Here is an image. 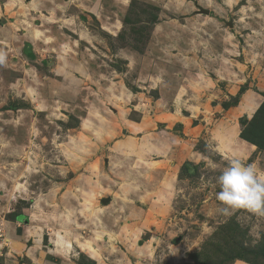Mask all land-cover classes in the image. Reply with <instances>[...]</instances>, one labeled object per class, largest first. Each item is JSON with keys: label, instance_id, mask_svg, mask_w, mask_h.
<instances>
[{"label": "rangeland", "instance_id": "rangeland-1", "mask_svg": "<svg viewBox=\"0 0 264 264\" xmlns=\"http://www.w3.org/2000/svg\"><path fill=\"white\" fill-rule=\"evenodd\" d=\"M263 105L264 0H0V264L7 214L82 264H264V215L216 199L226 155L264 170Z\"/></svg>", "mask_w": 264, "mask_h": 264}, {"label": "crops", "instance_id": "crops-1", "mask_svg": "<svg viewBox=\"0 0 264 264\" xmlns=\"http://www.w3.org/2000/svg\"><path fill=\"white\" fill-rule=\"evenodd\" d=\"M244 97H245V95H244ZM242 106L244 107L245 104L242 105V103H241L240 106H235V108H239L241 110V113H245V114L249 115L250 113H249L248 108L247 107L243 108ZM245 142L249 146L253 145L251 143H248L247 141H245ZM126 143L122 142V145L123 144L128 145L126 148L131 150L132 153H133V151H136L137 146L134 144V142H127L126 141ZM117 145H119V144H117ZM130 145H131V148H130ZM126 148L121 147L120 149H126ZM252 151H253V149L249 153H251ZM122 153L125 154V151H122ZM242 154H244V153H242ZM123 159H121L119 157V155L114 156L113 158L111 157L110 161L108 160V163L113 164V162L115 161L118 164L122 163L124 165L125 163H130V161H131L130 157L126 156V155H124ZM148 164H150V163H148ZM125 167H126V165H125ZM110 168H113V167L110 166ZM116 171H117V169H116ZM125 171L126 172L130 171V174L132 175V177L128 178L127 181H129V182L135 181V179H133V178H135L133 176V174H137L139 172L138 167H135V166L129 164V168L126 167ZM132 186H133V184H132ZM140 191H142V189L136 188V190H134L133 192L136 193V196H139V195L141 196V194L138 193ZM133 192H132V194L134 195ZM132 194H130V195L132 196ZM144 196H146V195L144 194ZM7 215H8L7 217L5 215V223H4L5 235L4 236L7 235L9 237V238L5 237L6 240H8L9 244H6V254L5 255L6 256L9 254L12 255V253L10 251L15 252L16 253L15 256L18 257V259L20 258L21 261L24 259L22 264H79L77 262V260L79 259L78 257H80L79 255L83 254L82 253L83 251L86 252L82 248V246L80 245L79 251L72 253L77 242H76V240H72V238L69 235H67L68 231H65L61 228H58L57 229L58 231H54V232H45V233L43 232L42 234L40 232L36 233V234L34 233L35 237H32V238H31L30 233L26 232V230H25L24 238L23 237L21 238V235L18 232V226L20 225L21 220H23V216L22 215L18 216L16 214H10V215L7 214ZM129 224H130V222H129ZM61 226H63V224ZM26 233L28 236H30V238L26 236ZM21 240H28V241L25 243L24 241H21ZM2 241H4V240H2ZM86 253H88V252H86ZM95 253H96V251H95ZM2 254L3 253H1V255ZM23 255H26V256H23ZM96 255H97V253H96ZM90 257H92V256H90ZM3 258H4V254H3ZM5 258L7 260V257H5ZM29 260L31 263L29 262ZM8 263H10V264H21L20 261L19 262L14 261V263H12L9 258H8ZM237 264H240V263H237Z\"/></svg>", "mask_w": 264, "mask_h": 264}, {"label": "clouds", "instance_id": "clouds-1", "mask_svg": "<svg viewBox=\"0 0 264 264\" xmlns=\"http://www.w3.org/2000/svg\"><path fill=\"white\" fill-rule=\"evenodd\" d=\"M226 166L221 170L216 182L220 191L216 199L224 206L221 211L229 214V209L247 208L264 215V170L256 163H245V157L226 155Z\"/></svg>", "mask_w": 264, "mask_h": 264}, {"label": "trees", "instance_id": "trees-1", "mask_svg": "<svg viewBox=\"0 0 264 264\" xmlns=\"http://www.w3.org/2000/svg\"><path fill=\"white\" fill-rule=\"evenodd\" d=\"M264 109V105H263ZM257 119V118H255ZM253 120L250 122V124L241 132V136L249 141H251L253 144L260 146L261 149H264V121L260 120ZM81 254V258H82ZM79 264H82V262H78Z\"/></svg>", "mask_w": 264, "mask_h": 264}, {"label": "water", "instance_id": "water-1", "mask_svg": "<svg viewBox=\"0 0 264 264\" xmlns=\"http://www.w3.org/2000/svg\"><path fill=\"white\" fill-rule=\"evenodd\" d=\"M203 12L208 13V10H203ZM111 199H112L111 197H109V198H104V199H103V202H104V203H108L109 201H111Z\"/></svg>", "mask_w": 264, "mask_h": 264}, {"label": "bare ground", "instance_id": "bare-ground-1", "mask_svg": "<svg viewBox=\"0 0 264 264\" xmlns=\"http://www.w3.org/2000/svg\"><path fill=\"white\" fill-rule=\"evenodd\" d=\"M229 148H233V146L231 145ZM82 246H83V249L85 250H90L92 253H94L91 249H88V248H86L87 246H85V244H82ZM85 250V251H86ZM91 254V253H90Z\"/></svg>", "mask_w": 264, "mask_h": 264}]
</instances>
